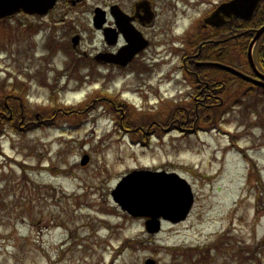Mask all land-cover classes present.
<instances>
[{
	"label": "rangeland",
	"instance_id": "374dc122",
	"mask_svg": "<svg viewBox=\"0 0 264 264\" xmlns=\"http://www.w3.org/2000/svg\"><path fill=\"white\" fill-rule=\"evenodd\" d=\"M119 1L72 8L62 0L48 17L23 13L0 25V86L28 90L14 111L11 104L12 124L0 137V264H264V108L222 110L185 137L165 133L163 122L146 128L163 117L158 101L124 89L130 76L92 60L103 46L93 10ZM158 1L160 16L177 21L175 38L224 0H163L177 13ZM165 39L158 34L155 44ZM163 48L154 46L156 54ZM133 111L148 120L132 121L142 119ZM137 128L156 134L131 132ZM137 169L189 182L195 205L185 222L151 235L145 219L120 208L112 191Z\"/></svg>",
	"mask_w": 264,
	"mask_h": 264
},
{
	"label": "flooded vegetation",
	"instance_id": "af4514ba",
	"mask_svg": "<svg viewBox=\"0 0 264 264\" xmlns=\"http://www.w3.org/2000/svg\"><path fill=\"white\" fill-rule=\"evenodd\" d=\"M64 1L77 8L84 0H78V4L73 0ZM231 1L217 3L206 16L201 15L194 29L185 30L182 34L175 30V38H172L170 29L177 21L172 22L170 16H160L158 0H136L130 5H125L123 0L115 2L118 6L116 17L111 11L113 4L101 6L105 15L103 27L96 30L103 39L99 52L117 55V63L105 61L109 58L104 57L102 64L117 69L115 71L122 80L129 76L132 78L124 89L131 88L130 91L143 95L152 94L159 103L156 108L163 117L152 119L146 128L164 123L168 125L165 133L175 130L185 137L204 131L201 123L221 119L222 110L241 108L243 104L264 108L260 103L264 98V33L254 44L253 62L250 59L257 30L264 26V0H261L251 18H248L246 8L232 7L211 19L221 5ZM163 3L167 4L166 1ZM166 9L178 12L176 7L169 4ZM259 13L261 18L257 21L255 19ZM156 33L166 38L165 41L155 44ZM192 41L195 44H191ZM177 45L181 46L178 48ZM154 46L166 48L156 54ZM176 56L180 59V69H171ZM156 66L168 68L161 70ZM163 85H172L173 90H163ZM3 106V110H0V137L13 120L10 102L4 101ZM140 128L131 132L145 136L156 134Z\"/></svg>",
	"mask_w": 264,
	"mask_h": 264
},
{
	"label": "water",
	"instance_id": "95a60500",
	"mask_svg": "<svg viewBox=\"0 0 264 264\" xmlns=\"http://www.w3.org/2000/svg\"><path fill=\"white\" fill-rule=\"evenodd\" d=\"M57 0H0V19L24 11L28 14L46 15L53 9ZM260 0H233L220 6L213 14L215 18L219 12L228 11L232 7L246 8L248 18H251ZM117 6H113L112 13L117 16ZM104 12L97 8L94 17V25L101 28L104 24ZM264 32V27L258 30L252 46ZM79 36L73 38V46L76 47ZM135 53V52H134ZM117 63V55L99 54L96 58ZM250 59L251 52H250ZM253 62V61H252ZM88 156H84L82 164L88 162ZM114 200L134 217L146 218V226L150 233H157L161 229V218L174 223L185 220L190 213L194 202V194L190 184L177 173L155 172L149 170L132 171L118 184L112 192ZM145 264H156L155 260L148 259Z\"/></svg>",
	"mask_w": 264,
	"mask_h": 264
},
{
	"label": "trees",
	"instance_id": "16d2710c",
	"mask_svg": "<svg viewBox=\"0 0 264 264\" xmlns=\"http://www.w3.org/2000/svg\"><path fill=\"white\" fill-rule=\"evenodd\" d=\"M260 13L257 15V17H256V19L255 20H257V21H259L260 20ZM6 83H1V85L2 86H0V90H2V95H6V94H11L12 96H18V97H20V100L21 99H23V95L22 94H20L19 93V91L21 90L22 92H23V89L27 92L28 90L25 88V87H23V85L22 84H20V83H13V84H11L10 86H6L5 85ZM10 89V90H7V89ZM3 101V99L2 100H0V102H2ZM10 101V103L12 104V107H13V111H14V109H15V102H19V101H17V99L16 98H13V99H11V100H9ZM19 108H20V106H19ZM140 118H142V117H140Z\"/></svg>",
	"mask_w": 264,
	"mask_h": 264
},
{
	"label": "bare ground",
	"instance_id": "6f19581e",
	"mask_svg": "<svg viewBox=\"0 0 264 264\" xmlns=\"http://www.w3.org/2000/svg\"><path fill=\"white\" fill-rule=\"evenodd\" d=\"M226 151H228V152H232V151H233V152H234V150H232V149H228V148H226ZM214 152L217 153L216 150H214Z\"/></svg>",
	"mask_w": 264,
	"mask_h": 264
}]
</instances>
